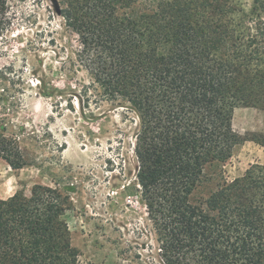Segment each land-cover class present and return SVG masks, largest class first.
<instances>
[{
  "label": "trees",
  "instance_id": "1",
  "mask_svg": "<svg viewBox=\"0 0 264 264\" xmlns=\"http://www.w3.org/2000/svg\"><path fill=\"white\" fill-rule=\"evenodd\" d=\"M53 2L77 36L85 91L136 115V178L165 264H264V167L231 181L223 169L243 139L234 108L264 110V33H239L228 0ZM11 3L0 0V38ZM7 84L0 70V160L20 169ZM71 206L42 184L0 198V264H76Z\"/></svg>",
  "mask_w": 264,
  "mask_h": 264
},
{
  "label": "rangeland",
  "instance_id": "2",
  "mask_svg": "<svg viewBox=\"0 0 264 264\" xmlns=\"http://www.w3.org/2000/svg\"><path fill=\"white\" fill-rule=\"evenodd\" d=\"M228 5L239 33H264V0ZM11 6L14 24L0 38V70L27 163L13 169L0 160V198L29 195L35 184L68 193L65 219L76 264H165L136 178V115L98 99L90 86L85 91L89 77L76 60L77 36L65 9L57 11L53 0ZM235 108L233 129L243 139L223 167L229 181L250 166L264 167V110Z\"/></svg>",
  "mask_w": 264,
  "mask_h": 264
},
{
  "label": "crops",
  "instance_id": "3",
  "mask_svg": "<svg viewBox=\"0 0 264 264\" xmlns=\"http://www.w3.org/2000/svg\"><path fill=\"white\" fill-rule=\"evenodd\" d=\"M236 109V108H235Z\"/></svg>",
  "mask_w": 264,
  "mask_h": 264
}]
</instances>
